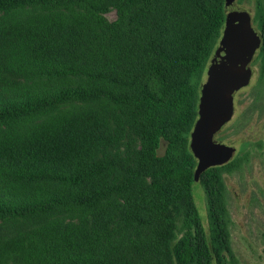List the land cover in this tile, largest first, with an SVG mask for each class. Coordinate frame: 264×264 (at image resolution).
I'll list each match as a JSON object with an SVG mask.
<instances>
[{
    "label": "trees",
    "instance_id": "obj_1",
    "mask_svg": "<svg viewBox=\"0 0 264 264\" xmlns=\"http://www.w3.org/2000/svg\"><path fill=\"white\" fill-rule=\"evenodd\" d=\"M224 5L0 0V264H227L221 166L190 148Z\"/></svg>",
    "mask_w": 264,
    "mask_h": 264
},
{
    "label": "rangeland",
    "instance_id": "obj_2",
    "mask_svg": "<svg viewBox=\"0 0 264 264\" xmlns=\"http://www.w3.org/2000/svg\"><path fill=\"white\" fill-rule=\"evenodd\" d=\"M230 8L249 15L248 25L260 42L245 66L251 72L249 82L232 92V115L222 125L215 127L213 133L214 141L233 151L227 162L215 165L221 166L218 168L227 191L232 246V254L221 253L220 256L227 259V264H264V60L259 57L264 0H233ZM104 15L113 21L117 17L116 9L112 8ZM33 25L28 27L25 24L21 31L30 33ZM163 150L162 147L160 153ZM193 195L203 227L208 231L207 199L198 180L193 184Z\"/></svg>",
    "mask_w": 264,
    "mask_h": 264
},
{
    "label": "water",
    "instance_id": "obj_3",
    "mask_svg": "<svg viewBox=\"0 0 264 264\" xmlns=\"http://www.w3.org/2000/svg\"><path fill=\"white\" fill-rule=\"evenodd\" d=\"M233 0H225V25L220 41L212 54L207 76L201 88L198 118L191 132L190 148L197 158L195 173L227 162L233 155L230 147L214 141L215 127L233 113L232 92L247 84L252 59L260 39L249 27V15L231 10Z\"/></svg>",
    "mask_w": 264,
    "mask_h": 264
}]
</instances>
